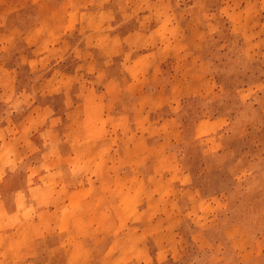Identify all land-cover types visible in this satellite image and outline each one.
<instances>
[{"label": "rangeland", "instance_id": "rangeland-1", "mask_svg": "<svg viewBox=\"0 0 264 264\" xmlns=\"http://www.w3.org/2000/svg\"><path fill=\"white\" fill-rule=\"evenodd\" d=\"M0 264H264V0H0Z\"/></svg>", "mask_w": 264, "mask_h": 264}, {"label": "crops", "instance_id": "crops-1", "mask_svg": "<svg viewBox=\"0 0 264 264\" xmlns=\"http://www.w3.org/2000/svg\"><path fill=\"white\" fill-rule=\"evenodd\" d=\"M78 47H79L78 50L80 49V50L84 51V53H85V55L83 57V61L81 62L82 63L81 64L82 67L85 68V67L93 66L94 65V61H93V58L91 59V57H90L91 47L88 45V42L84 41V44L81 45V46H78ZM45 82H46L47 86H49L50 83H52V80L48 78V79L45 80ZM48 92H49L48 94L51 95V97L56 95L55 93H52V91H50V90ZM57 92H59V91H57ZM60 92H63L62 89H61ZM47 108H51V106H49ZM43 110L46 111V109H43ZM16 112H17V110H16ZM13 115H14V113H13Z\"/></svg>", "mask_w": 264, "mask_h": 264}]
</instances>
